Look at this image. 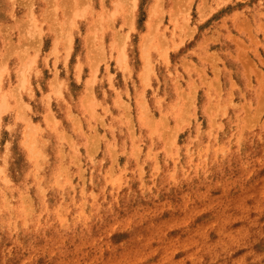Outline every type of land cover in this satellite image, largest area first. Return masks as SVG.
Instances as JSON below:
<instances>
[{"label":"rangeland","instance_id":"1","mask_svg":"<svg viewBox=\"0 0 264 264\" xmlns=\"http://www.w3.org/2000/svg\"><path fill=\"white\" fill-rule=\"evenodd\" d=\"M0 264H264V0H0Z\"/></svg>","mask_w":264,"mask_h":264},{"label":"bare ground","instance_id":"2","mask_svg":"<svg viewBox=\"0 0 264 264\" xmlns=\"http://www.w3.org/2000/svg\"><path fill=\"white\" fill-rule=\"evenodd\" d=\"M30 20V19H29Z\"/></svg>","mask_w":264,"mask_h":264}]
</instances>
